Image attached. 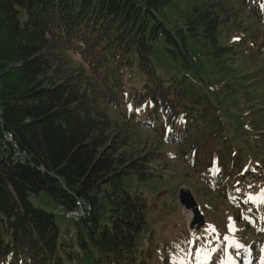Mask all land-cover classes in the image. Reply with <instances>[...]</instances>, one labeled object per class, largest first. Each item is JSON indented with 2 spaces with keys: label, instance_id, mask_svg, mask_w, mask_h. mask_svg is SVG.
I'll use <instances>...</instances> for the list:
<instances>
[{
  "label": "trees",
  "instance_id": "16d2710c",
  "mask_svg": "<svg viewBox=\"0 0 264 264\" xmlns=\"http://www.w3.org/2000/svg\"><path fill=\"white\" fill-rule=\"evenodd\" d=\"M169 3L0 0V264H65L76 255L79 263L84 256L80 264H135L150 211L137 182H143L150 161L146 154L128 157L121 151L124 137L107 138L97 111L103 100L124 106L125 124L132 126L154 122L150 115L163 101L171 109L168 136L176 132V120L183 127L205 120L211 142L204 173L226 196L232 198L234 184L264 183V164L247 173L252 159L236 151L239 143L230 136L236 131L220 105L188 81L190 70L196 71L188 35L201 28L216 45L210 32L217 15L208 19L199 12L196 21L185 19L184 27L173 30L159 16ZM255 3L264 24V0ZM159 53L167 66L154 61ZM66 56L86 62L79 61L80 80L65 74ZM124 69L131 72L126 79L118 74ZM134 74L140 83H128ZM141 95H146L143 103ZM43 192L65 218L85 201L89 209L73 220L74 237L61 234L54 212L32 203L31 197ZM238 223L249 237L248 224ZM142 258L151 259L147 253Z\"/></svg>",
  "mask_w": 264,
  "mask_h": 264
},
{
  "label": "rangeland",
  "instance_id": "374dc122",
  "mask_svg": "<svg viewBox=\"0 0 264 264\" xmlns=\"http://www.w3.org/2000/svg\"><path fill=\"white\" fill-rule=\"evenodd\" d=\"M169 1L160 10L159 16L173 30L184 27L185 19L196 21L198 13L202 11L208 14V19L214 15L218 17L214 31L210 32L216 39V45L205 38L201 28L198 35H188L189 58L196 69L190 70L188 81L210 101L215 99L216 104L220 105L225 120L236 131L230 134L233 141L239 143H236V151L241 154L247 152V157L252 159L247 173L254 172L253 166L264 164V40L260 42V37L264 39V24L258 17L257 0ZM161 56L163 53L156 54L154 61L167 66L166 59ZM79 61L86 66L85 61ZM79 61L73 56L65 58V74L73 76L74 81L82 78ZM88 73L91 76V72ZM118 74L126 79L131 72L124 69ZM140 78L134 74L128 83H140ZM85 80L93 81L89 77ZM145 96H140L141 103ZM157 104L158 113H155V109L150 115L155 123L143 122L136 126L125 124L129 112L124 106H111L103 100L97 109L99 118L104 120L102 123L107 138L124 137L121 151H125L128 157L146 154L150 161L144 166L143 182H137L138 189H143L150 211L144 231L147 235L141 240L142 248L140 253L135 254L134 263L202 264L208 259L210 264H235L249 249L241 246L236 247L237 252L232 250L228 245L237 243L230 237L240 232L238 238L243 240L244 233L249 231L244 223H238L242 219H238L237 204L231 203L221 189L205 176L204 169L210 164L208 149L211 142L207 139V122L190 120L183 127L184 124L176 120V132L168 136L170 124L166 121L171 109L161 100ZM134 118L139 120L137 114ZM185 142L186 146H182ZM214 151L212 148V154ZM247 173L245 176L248 178L251 174ZM245 184V187L234 184L232 189L235 193L246 190V197L252 198L253 207L258 201L264 205V194H259L258 184L251 179ZM31 201L39 208L54 212L61 234L74 237L76 224L72 219L65 218L64 210L47 193L32 196ZM196 219L203 222L204 236L190 244L189 227ZM254 249L258 251V247ZM145 253L151 257L149 262L143 261L142 255ZM259 257L264 258V241ZM71 258L65 264L84 262V256L80 257V263L77 255ZM251 264L259 263L255 260Z\"/></svg>",
  "mask_w": 264,
  "mask_h": 264
},
{
  "label": "built area",
  "instance_id": "2783aa9c",
  "mask_svg": "<svg viewBox=\"0 0 264 264\" xmlns=\"http://www.w3.org/2000/svg\"><path fill=\"white\" fill-rule=\"evenodd\" d=\"M84 209H85V201H78V204L76 205V210L67 213L66 217H68V220L72 219L78 221L82 217H84Z\"/></svg>",
  "mask_w": 264,
  "mask_h": 264
},
{
  "label": "water",
  "instance_id": "95a60500",
  "mask_svg": "<svg viewBox=\"0 0 264 264\" xmlns=\"http://www.w3.org/2000/svg\"><path fill=\"white\" fill-rule=\"evenodd\" d=\"M203 222L199 219H196L191 222L189 227L190 233L195 234L197 237H201L204 232Z\"/></svg>",
  "mask_w": 264,
  "mask_h": 264
},
{
  "label": "bare ground",
  "instance_id": "6f19581e",
  "mask_svg": "<svg viewBox=\"0 0 264 264\" xmlns=\"http://www.w3.org/2000/svg\"><path fill=\"white\" fill-rule=\"evenodd\" d=\"M8 141H10V139H8ZM88 209H89L88 207H85V209H84V217L86 216V210H88Z\"/></svg>",
  "mask_w": 264,
  "mask_h": 264
},
{
  "label": "snow or ice",
  "instance_id": "6c2138e0",
  "mask_svg": "<svg viewBox=\"0 0 264 264\" xmlns=\"http://www.w3.org/2000/svg\"><path fill=\"white\" fill-rule=\"evenodd\" d=\"M236 246H237V247H241V245H239V244H237Z\"/></svg>",
  "mask_w": 264,
  "mask_h": 264
}]
</instances>
